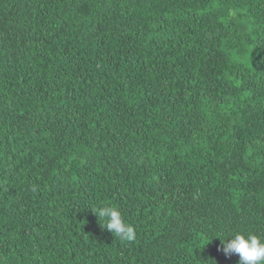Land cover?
I'll list each match as a JSON object with an SVG mask.
<instances>
[{
	"label": "trees",
	"instance_id": "obj_1",
	"mask_svg": "<svg viewBox=\"0 0 264 264\" xmlns=\"http://www.w3.org/2000/svg\"><path fill=\"white\" fill-rule=\"evenodd\" d=\"M237 232L264 238V0H0V264H237Z\"/></svg>",
	"mask_w": 264,
	"mask_h": 264
},
{
	"label": "clouds",
	"instance_id": "obj_2",
	"mask_svg": "<svg viewBox=\"0 0 264 264\" xmlns=\"http://www.w3.org/2000/svg\"><path fill=\"white\" fill-rule=\"evenodd\" d=\"M93 211L101 220L106 221L104 228L116 237L125 241L135 238L133 226L126 223L116 207L103 205ZM214 237L220 240L222 247L219 250L225 256L238 255L237 264H264V238L252 233L245 235L241 232L223 238L220 235Z\"/></svg>",
	"mask_w": 264,
	"mask_h": 264
}]
</instances>
